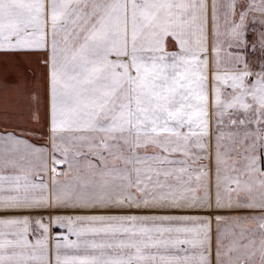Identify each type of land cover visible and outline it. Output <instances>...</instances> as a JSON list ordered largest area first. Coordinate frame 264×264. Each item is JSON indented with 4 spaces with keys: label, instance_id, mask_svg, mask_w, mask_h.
<instances>
[{
    "label": "snow or ice",
    "instance_id": "1",
    "mask_svg": "<svg viewBox=\"0 0 264 264\" xmlns=\"http://www.w3.org/2000/svg\"><path fill=\"white\" fill-rule=\"evenodd\" d=\"M0 264H264V0H0Z\"/></svg>",
    "mask_w": 264,
    "mask_h": 264
}]
</instances>
